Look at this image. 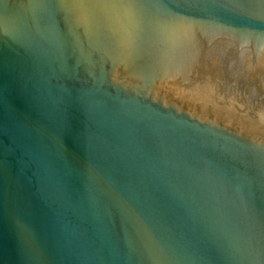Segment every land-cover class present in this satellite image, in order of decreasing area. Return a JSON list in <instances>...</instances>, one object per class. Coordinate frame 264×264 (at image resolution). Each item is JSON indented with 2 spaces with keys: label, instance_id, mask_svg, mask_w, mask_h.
<instances>
[{
  "label": "water",
  "instance_id": "water-1",
  "mask_svg": "<svg viewBox=\"0 0 264 264\" xmlns=\"http://www.w3.org/2000/svg\"><path fill=\"white\" fill-rule=\"evenodd\" d=\"M0 264H264V0H0Z\"/></svg>",
  "mask_w": 264,
  "mask_h": 264
}]
</instances>
